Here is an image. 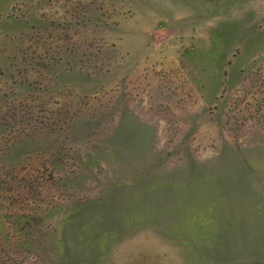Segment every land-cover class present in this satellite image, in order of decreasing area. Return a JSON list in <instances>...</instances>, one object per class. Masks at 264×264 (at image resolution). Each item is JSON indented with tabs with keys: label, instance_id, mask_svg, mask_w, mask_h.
Returning <instances> with one entry per match:
<instances>
[{
	"label": "rangeland",
	"instance_id": "1",
	"mask_svg": "<svg viewBox=\"0 0 264 264\" xmlns=\"http://www.w3.org/2000/svg\"><path fill=\"white\" fill-rule=\"evenodd\" d=\"M0 264H264V0H0Z\"/></svg>",
	"mask_w": 264,
	"mask_h": 264
}]
</instances>
